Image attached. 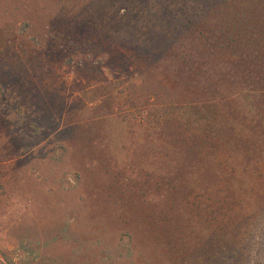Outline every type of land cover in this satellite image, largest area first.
Instances as JSON below:
<instances>
[{
	"label": "rangeland",
	"instance_id": "obj_1",
	"mask_svg": "<svg viewBox=\"0 0 264 264\" xmlns=\"http://www.w3.org/2000/svg\"><path fill=\"white\" fill-rule=\"evenodd\" d=\"M241 52L264 0H0V264H264V91L198 73Z\"/></svg>",
	"mask_w": 264,
	"mask_h": 264
},
{
	"label": "trees",
	"instance_id": "obj_2",
	"mask_svg": "<svg viewBox=\"0 0 264 264\" xmlns=\"http://www.w3.org/2000/svg\"><path fill=\"white\" fill-rule=\"evenodd\" d=\"M219 30H222V29H220L219 25L213 26L212 29H208L207 25H205V24L192 26L191 28L188 29V31L191 33H201L203 35L202 38L209 40L206 43H208L207 51H210L209 54L211 56H216L217 54L222 55L223 52L227 53L228 51L232 52V48H234V46H230L229 43H226L224 40L222 41L221 37L225 36L226 30H223L222 32ZM231 38L232 37L230 36V39ZM218 45L221 48L218 49ZM174 49L175 48H172V50L168 49V50H171V52L174 56V60L175 61L176 60L177 61L178 60L185 61L186 57L182 54L176 53L174 51ZM163 54L166 57H169L168 54L166 53V50H164ZM244 55L245 54L243 52L240 53V59L238 62H236V66H234L235 63H229L228 62L225 64V67L217 69L216 67L215 68H209L206 64H203L202 65L204 68L203 71L198 70V73L202 74L204 77H206L209 84L213 85L214 78H218V76H224L225 72H232L234 75L241 76L240 79H242L244 81L245 85L250 86L251 90L264 91V79L260 82H258V81L256 82L255 78H254L255 72H259V73L264 72V66L262 68H260V66H258V65H256L254 67V63L251 62L252 68H250V65L248 63L247 68L245 70L241 71V65L243 62L242 57ZM223 64H224V62H223ZM263 77H264V74H263ZM221 78L226 79L225 76L221 77ZM217 84L218 83L216 82L215 85H217ZM211 93H213V92L211 91ZM204 95H207V91L204 92ZM263 95H264V93H263Z\"/></svg>",
	"mask_w": 264,
	"mask_h": 264
}]
</instances>
